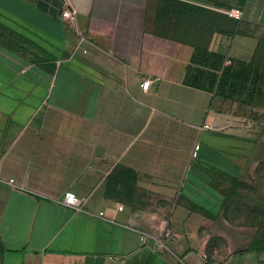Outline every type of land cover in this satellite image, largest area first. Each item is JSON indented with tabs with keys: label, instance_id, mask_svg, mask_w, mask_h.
<instances>
[{
	"label": "crops",
	"instance_id": "obj_1",
	"mask_svg": "<svg viewBox=\"0 0 264 264\" xmlns=\"http://www.w3.org/2000/svg\"><path fill=\"white\" fill-rule=\"evenodd\" d=\"M152 1L0 0V264H264L247 226L264 138L225 135L221 97L144 69ZM173 1L175 39L264 71V0Z\"/></svg>",
	"mask_w": 264,
	"mask_h": 264
},
{
	"label": "trees",
	"instance_id": "obj_2",
	"mask_svg": "<svg viewBox=\"0 0 264 264\" xmlns=\"http://www.w3.org/2000/svg\"><path fill=\"white\" fill-rule=\"evenodd\" d=\"M148 50L143 67L156 77L215 93L224 100L235 99L247 87H252L251 97L264 95V71L252 64L225 66L223 54L166 39H148L145 54Z\"/></svg>",
	"mask_w": 264,
	"mask_h": 264
},
{
	"label": "rangeland",
	"instance_id": "obj_3",
	"mask_svg": "<svg viewBox=\"0 0 264 264\" xmlns=\"http://www.w3.org/2000/svg\"><path fill=\"white\" fill-rule=\"evenodd\" d=\"M183 9L188 8L183 7L181 2H174L173 0H153L151 14L147 25L148 35L152 38L182 42L181 39L175 38L180 37L181 34V12ZM172 13L173 18L171 16ZM147 54H150V50L147 51ZM250 90H252V87H247L246 91L239 93L235 96V99H223L227 109L230 111L235 110L238 114V120L236 123L241 130L231 131L225 135L241 140H249L258 144V142L263 141L264 138V118L261 119L260 116L264 115V95L257 93L258 95L256 94L254 97H251ZM260 157V159L263 158L262 153ZM258 177L259 182L263 183V185L259 186L258 189L257 186L254 187L253 200L248 202V205H250L248 209L251 213V225L248 223L247 226L251 227L253 230L252 237L254 247L260 246L259 242L264 236V198H258L260 195L264 196L263 162L261 163ZM225 186L232 191L233 189H241L240 185L233 184L232 182H226ZM223 206L225 208H233V199L227 198L224 201ZM224 218H226L231 229H233L235 225H242L240 221L235 220L233 214H227ZM242 226L244 227V224Z\"/></svg>",
	"mask_w": 264,
	"mask_h": 264
},
{
	"label": "built area",
	"instance_id": "obj_4",
	"mask_svg": "<svg viewBox=\"0 0 264 264\" xmlns=\"http://www.w3.org/2000/svg\"><path fill=\"white\" fill-rule=\"evenodd\" d=\"M229 15L231 17H233L235 20L237 21H241L244 17V13L241 9H233L232 11L229 12ZM61 18L64 22L68 23V25L70 27H77L78 26V14L77 12L72 9L71 7L70 8H66L63 10L62 14H61ZM86 41L85 37L81 36V42L80 43H84ZM232 65V61L227 59L226 62H225V66H231ZM151 81L148 80V81H145L143 84H142V88L143 90L147 91L151 85ZM203 130H213L212 127L208 126V125H205L203 127ZM198 149V147H197ZM11 184L14 183V181H10ZM64 207L66 208H69L71 210H74L76 212H80L82 211V201L71 191H68L65 193L64 195V199L61 203ZM118 211L119 212H123L124 211V207L123 206H119L118 207ZM101 218L103 219H107L109 222L111 223H115L116 220L114 219H108L105 215L104 212H101L100 215H99ZM146 236L145 235H142L141 236V241L143 243H146ZM156 246L158 249H164L165 248V244L162 240H157V243H156Z\"/></svg>",
	"mask_w": 264,
	"mask_h": 264
}]
</instances>
